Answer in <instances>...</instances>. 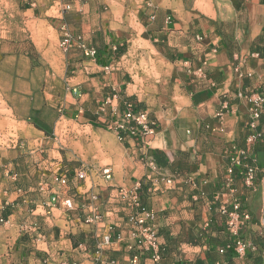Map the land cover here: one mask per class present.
Wrapping results in <instances>:
<instances>
[{
  "label": "crops",
  "instance_id": "0c3cea01",
  "mask_svg": "<svg viewBox=\"0 0 264 264\" xmlns=\"http://www.w3.org/2000/svg\"><path fill=\"white\" fill-rule=\"evenodd\" d=\"M23 11L96 54L64 50L65 78L36 75L23 55L1 62L0 124L13 123L0 129V264H131L134 253L141 264H264V104L252 116L264 95V0H36ZM143 63L157 74L149 84L134 72ZM127 103L156 126L145 144L107 129ZM240 151L259 167L253 191L238 165L232 175L251 215L246 247L219 253L229 235L216 207ZM58 170L68 185H52ZM133 187L157 213L158 259L132 238L120 192ZM93 211L102 220L85 222Z\"/></svg>",
  "mask_w": 264,
  "mask_h": 264
},
{
  "label": "built area",
  "instance_id": "2783aa9c",
  "mask_svg": "<svg viewBox=\"0 0 264 264\" xmlns=\"http://www.w3.org/2000/svg\"><path fill=\"white\" fill-rule=\"evenodd\" d=\"M29 6H34L36 0H25ZM77 44L80 49L83 50V54L86 56L93 57L96 54V50L93 47H88L82 41L81 36H72L68 32H63L60 38V46L63 50H67ZM115 96L106 98L105 103L109 105L111 111H114V105L112 103ZM264 104V95H260L256 101L255 107L252 111V116L257 118L259 116L260 108ZM109 131L116 133L117 138L120 142H125L127 138L136 137V141L140 144H145L148 138L156 133V126L152 122L149 113L144 109H133L132 105L127 103L123 109V112L119 115L115 121L110 123L107 127ZM259 135V134H258ZM246 160L245 152L240 151L238 155L233 157L230 161L229 166L226 169V180H225V192L229 195V199L220 200L218 197V205L216 212L223 221L224 231L230 237L224 245L218 248L219 253H225L227 250H233L239 255H243L246 247V241L243 237V231L246 223L250 221V212L243 206L241 199L235 193L233 187L234 179L233 173L236 166L240 167L239 174L242 178L244 186L253 191L255 189V183L259 175V167L254 160ZM102 174L106 178H110L111 169L105 167L102 169ZM76 178L84 180L86 178V172L84 169H80L76 173ZM52 185L59 184L66 186L68 185L69 178L65 173L61 171L55 172L51 177ZM48 189H52V186L48 185ZM120 195L125 198L127 205L130 208L129 222L131 225V235L135 241V246L138 250H150L152 252V258L158 259L160 256V243L158 231L153 226V221L157 218V213L144 205L138 194V187H133L127 191H121ZM53 203L60 202L66 208L73 207V201L71 198H61L58 192H54L51 198ZM101 215L96 211L90 212L85 216L84 221L100 222ZM0 222L3 219L0 218ZM209 226V224H206ZM105 244L109 242V236H105ZM131 264H141L140 256L138 253H134L130 258Z\"/></svg>",
  "mask_w": 264,
  "mask_h": 264
},
{
  "label": "rangeland",
  "instance_id": "374dc122",
  "mask_svg": "<svg viewBox=\"0 0 264 264\" xmlns=\"http://www.w3.org/2000/svg\"><path fill=\"white\" fill-rule=\"evenodd\" d=\"M27 6L23 0H13L12 4L0 1V65L7 58L18 59L23 55L30 60L32 72L37 68L38 72L35 74L38 76L62 75L64 78L70 76L69 68L63 62L65 51L60 46L61 37L56 38L48 33L46 26L34 19L35 14L31 11L24 12ZM33 41L38 44L35 45ZM46 42L48 46H44ZM39 43L43 46L41 47ZM134 72H138L136 74L141 79L146 77L147 84L157 76L149 66L145 68L144 63L135 67ZM7 113L6 105L0 95V114L5 116ZM12 123L7 120L0 124V129L3 130ZM61 124L71 125L73 122L63 121ZM13 128L17 131L16 127Z\"/></svg>",
  "mask_w": 264,
  "mask_h": 264
},
{
  "label": "trees",
  "instance_id": "16d2710c",
  "mask_svg": "<svg viewBox=\"0 0 264 264\" xmlns=\"http://www.w3.org/2000/svg\"><path fill=\"white\" fill-rule=\"evenodd\" d=\"M33 124H34V126H35L36 128H38V129H40V130H43V131H46L45 128H44L41 124H39L38 122L34 121ZM228 240L231 242V241H232V237L229 236V239H228ZM223 245H224V244H223Z\"/></svg>",
  "mask_w": 264,
  "mask_h": 264
}]
</instances>
